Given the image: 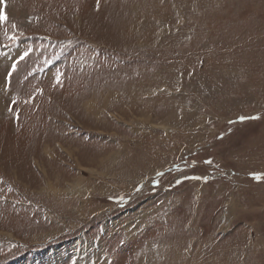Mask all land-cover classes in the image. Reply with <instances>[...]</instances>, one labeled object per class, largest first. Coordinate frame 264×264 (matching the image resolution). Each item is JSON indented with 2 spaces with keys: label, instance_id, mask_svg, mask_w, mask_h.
Listing matches in <instances>:
<instances>
[{
  "label": "rangeland",
  "instance_id": "rangeland-1",
  "mask_svg": "<svg viewBox=\"0 0 264 264\" xmlns=\"http://www.w3.org/2000/svg\"><path fill=\"white\" fill-rule=\"evenodd\" d=\"M7 3L0 264H264V0Z\"/></svg>",
  "mask_w": 264,
  "mask_h": 264
},
{
  "label": "bare ground",
  "instance_id": "bare-ground-1",
  "mask_svg": "<svg viewBox=\"0 0 264 264\" xmlns=\"http://www.w3.org/2000/svg\"><path fill=\"white\" fill-rule=\"evenodd\" d=\"M43 170V169H42ZM57 182V181H56ZM73 183V182H72ZM58 184V183H57ZM80 184V181L79 182H77V183H75L74 185H73V187L72 188H69V190H70V192L72 191V189H75V190H80V189H82L83 187L81 186V185H79ZM72 186V185H71ZM59 192V191H58ZM83 195V194H82ZM53 196V195H52ZM76 196V195H75Z\"/></svg>",
  "mask_w": 264,
  "mask_h": 264
}]
</instances>
